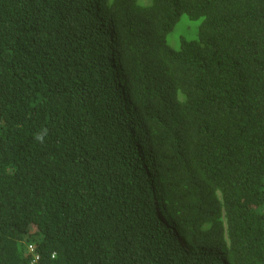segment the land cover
<instances>
[{
  "label": "trees",
  "instance_id": "trees-1",
  "mask_svg": "<svg viewBox=\"0 0 264 264\" xmlns=\"http://www.w3.org/2000/svg\"><path fill=\"white\" fill-rule=\"evenodd\" d=\"M0 264H264V0H0Z\"/></svg>",
  "mask_w": 264,
  "mask_h": 264
},
{
  "label": "rangeland",
  "instance_id": "rangeland-1",
  "mask_svg": "<svg viewBox=\"0 0 264 264\" xmlns=\"http://www.w3.org/2000/svg\"><path fill=\"white\" fill-rule=\"evenodd\" d=\"M139 2L144 5H147L151 2V0H139ZM200 23L201 19L197 21L190 20L189 17L183 15L180 21L175 26L174 30L168 35L167 41L169 45L175 49H179L181 37H185L188 40L195 39L198 35Z\"/></svg>",
  "mask_w": 264,
  "mask_h": 264
}]
</instances>
